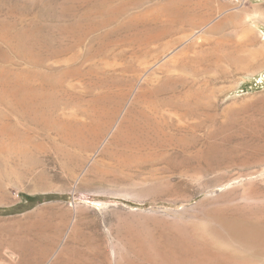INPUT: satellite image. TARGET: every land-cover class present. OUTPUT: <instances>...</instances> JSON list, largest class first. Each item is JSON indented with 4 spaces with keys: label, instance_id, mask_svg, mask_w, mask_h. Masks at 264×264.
Instances as JSON below:
<instances>
[{
    "label": "rangeland",
    "instance_id": "1",
    "mask_svg": "<svg viewBox=\"0 0 264 264\" xmlns=\"http://www.w3.org/2000/svg\"><path fill=\"white\" fill-rule=\"evenodd\" d=\"M245 1L0 0V264L51 223L38 264L73 232L92 264H264V53L234 66L228 22L203 28L264 17Z\"/></svg>",
    "mask_w": 264,
    "mask_h": 264
},
{
    "label": "bare ground",
    "instance_id": "2",
    "mask_svg": "<svg viewBox=\"0 0 264 264\" xmlns=\"http://www.w3.org/2000/svg\"><path fill=\"white\" fill-rule=\"evenodd\" d=\"M168 11H169L168 13H170V15L173 16L172 19H175V17L178 14L182 13V11L177 9V7H169ZM258 34L260 37L264 38V30L259 32ZM16 84H18V82ZM17 86H19V85H17ZM14 89L16 90V92L14 91L15 94L17 93V95L20 98V101L24 103V99H25L24 91L26 89H24V88H17V89L14 88ZM26 95H30V94L27 92ZM145 95L146 94L144 92H140L138 96L144 97ZM151 119H152V122L147 127L150 130H152L154 132V134L158 135L159 134L158 133L159 132L158 122L152 117H151ZM138 127L139 126H137V124H135L134 121L131 118H129V116L124 115L123 118H121V120L119 121V123L115 126L112 136H113V138H119V139H122L123 141H126V142H128V141L132 142L135 145L136 143H139L138 133L136 132ZM10 130L8 129L7 125H5V124L0 125V133L8 132V135H9V132H11ZM258 144L255 145V150L257 153L259 152L258 151L259 148L262 149L261 146ZM251 151H253V150H251ZM60 229H61V224H59V223L48 224V226L45 229L44 228H41V229L39 228V229H35V230H33V229L32 230H30V229L26 230L25 229L26 230L25 233L27 234V236L16 243V245L20 248L21 253L24 257L23 263L24 264H38V263H40V261L43 259V257H45L47 255L49 250H51L53 248V246L55 245V243L57 242L58 232L60 231ZM75 234H76V232L75 233L73 232V235H71V236L69 235L65 245L60 249L59 254L57 253L58 255H57V257H55L52 264H92L93 260H91V258L89 257V256H92L91 254L88 256L85 253L81 254L80 252L77 251L76 243L77 244H79V243L76 240L77 238H76ZM28 235L30 238H28ZM80 250H82V249H80ZM105 258H107V257H105ZM92 259H93V257H92ZM103 262L105 263V261H103Z\"/></svg>",
    "mask_w": 264,
    "mask_h": 264
},
{
    "label": "crops",
    "instance_id": "3",
    "mask_svg": "<svg viewBox=\"0 0 264 264\" xmlns=\"http://www.w3.org/2000/svg\"><path fill=\"white\" fill-rule=\"evenodd\" d=\"M253 6L248 9H240V10H234L229 12L225 17L223 16H215L212 19H209L205 21L203 28H207L208 26H212L215 29L219 28L221 23L228 22L230 29V35H231V45L229 52H223L220 51V44L219 42H222V38L218 37L217 42V51H216V57H229L231 64L234 66H238L239 68H242L245 64V61L243 59H247V57H252V51L260 49L262 53H264V38L259 36V32L264 30V17L261 13V8H259V2H251L250 4ZM220 9H217V12ZM225 21V22H224ZM162 30V29H161ZM198 32H201L200 30ZM201 35V33L199 34ZM254 38H259L261 41L260 45L258 46L256 44H252V41ZM206 49H200L198 50V54L193 52V63L205 64V56L209 55L206 54ZM219 54V55H218ZM254 55H257L254 54ZM202 58V59H201ZM261 62H263V57H261ZM260 62V63H261ZM242 66V67H241Z\"/></svg>",
    "mask_w": 264,
    "mask_h": 264
},
{
    "label": "built area",
    "instance_id": "4",
    "mask_svg": "<svg viewBox=\"0 0 264 264\" xmlns=\"http://www.w3.org/2000/svg\"><path fill=\"white\" fill-rule=\"evenodd\" d=\"M236 1H238V0H236ZM241 1L246 2L245 0H241Z\"/></svg>",
    "mask_w": 264,
    "mask_h": 264
}]
</instances>
